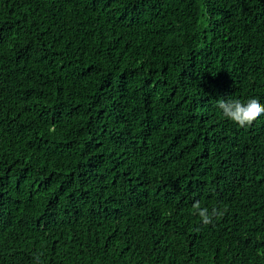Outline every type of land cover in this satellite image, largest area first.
Returning a JSON list of instances; mask_svg holds the SVG:
<instances>
[{"label":"trees","instance_id":"trees-1","mask_svg":"<svg viewBox=\"0 0 264 264\" xmlns=\"http://www.w3.org/2000/svg\"><path fill=\"white\" fill-rule=\"evenodd\" d=\"M250 98L264 0H0V264H264Z\"/></svg>","mask_w":264,"mask_h":264},{"label":"clouds","instance_id":"clouds-1","mask_svg":"<svg viewBox=\"0 0 264 264\" xmlns=\"http://www.w3.org/2000/svg\"><path fill=\"white\" fill-rule=\"evenodd\" d=\"M218 109L223 116L234 122L239 127L251 125L254 121L264 116V104H261L257 98H250L247 101L239 99H220L217 102ZM194 212L200 218L203 225H211L214 219H218L223 215L217 207H201L199 201H195L192 205ZM35 264H40V256L34 257Z\"/></svg>","mask_w":264,"mask_h":264}]
</instances>
